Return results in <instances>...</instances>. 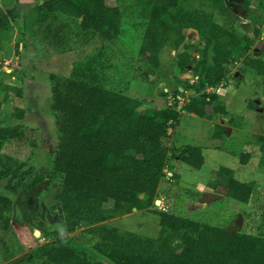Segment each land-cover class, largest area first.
I'll use <instances>...</instances> for the list:
<instances>
[{
  "label": "rangeland",
  "instance_id": "rangeland-1",
  "mask_svg": "<svg viewBox=\"0 0 264 264\" xmlns=\"http://www.w3.org/2000/svg\"><path fill=\"white\" fill-rule=\"evenodd\" d=\"M46 1L0 0V86L13 85L23 92L19 97L8 91L9 98H5L6 91L0 90V118L6 124H21L23 128L21 137L10 142L4 153L10 154L18 163L26 164L23 170L32 168L30 175L12 182L15 191L6 188L8 179L0 182L1 193L13 201L10 230H3L4 222L0 220V239L5 241V245L0 241V264H39L34 256L38 247L68 237L86 247L91 259L107 260L100 251L108 249L109 245L100 237L89 234L92 225H83L72 232L66 228L56 198L59 182L44 184L47 181L44 175L53 166L59 143V132L51 110L53 83L49 75L70 76L78 65L90 67L99 75L98 81L103 86L145 99V105L150 107L172 105L180 113L170 136L163 139L168 166L171 165L179 175L178 180L171 177L172 171L168 172L159 185L157 199L162 202L151 208L116 213L112 211V204H107L105 223L108 226L122 232L155 237L160 230L156 209L170 210L228 232L259 234L264 229V113L248 107L250 104L254 107L253 97L261 98L264 93V85L255 69L261 61L259 56L257 65L245 67L241 62L242 53L237 62L229 63L232 69L226 73L223 84L213 86L219 92L207 88V93L216 95V109L223 113L225 122L229 120V130L223 131L211 105L204 117L183 108L191 98L190 88L183 90L176 101L178 79L183 81L182 84H190L192 80H195L194 84L198 83L194 68L179 69L177 50L171 46L163 48L159 55L160 65L154 74L147 58L141 60L139 48L146 20L137 13L139 0H109L113 5H119L124 15L121 36L110 42L102 41L94 32H83L80 19L58 11L49 12L45 20L36 21V9ZM213 2L180 0V5L212 11L218 23L240 35L251 34L258 27L264 37V0H222L223 13L213 8ZM41 11L46 12L45 8ZM30 13L34 23L27 27L25 18ZM191 42L192 39L188 38L182 43L183 48L190 49ZM252 49L250 46L244 53H253ZM258 52L264 58V45ZM241 69L246 72V80H239L234 75V71ZM164 90L168 91L166 95L161 94ZM19 109L25 112L23 119L17 117ZM188 146L203 150L205 161L200 169L175 158ZM248 152L251 157L243 163L242 155ZM221 167L233 169L236 179L252 186L248 202L237 201L222 193L226 188L219 183L217 175ZM36 178L39 181L31 185ZM209 191L224 196L208 197L205 201V193ZM41 222L44 223L43 232L39 230Z\"/></svg>",
  "mask_w": 264,
  "mask_h": 264
},
{
  "label": "trees",
  "instance_id": "trees-1",
  "mask_svg": "<svg viewBox=\"0 0 264 264\" xmlns=\"http://www.w3.org/2000/svg\"><path fill=\"white\" fill-rule=\"evenodd\" d=\"M180 4V0H139L136 3L137 13L146 20L139 53L141 60L147 58L153 66L152 74L160 65L159 55L165 46L177 50L181 71L195 64L198 83L186 85L196 94L191 93L183 108L204 117L207 107L216 101V95L207 93V88L218 86L226 76L227 65L238 60L256 39L218 23L212 11L189 9ZM212 6L225 12L222 0H214ZM42 8L46 12H42ZM55 11L80 19L82 31L94 32L102 41L110 42L121 36L123 10L109 0H47L36 9L35 19L45 20L49 12ZM31 16L32 13L25 18L27 27L34 23ZM189 27L196 28L200 34V41L192 44L199 58L193 55L194 47L182 46L186 41L184 29ZM259 30L256 29L255 34ZM258 73L264 76V63L258 66ZM98 78L99 75L85 65H78L67 77L49 75L53 83L51 110L59 143L53 166L44 175V179L47 178L44 184L59 182L56 198L66 228L72 232L83 225H92L89 234L109 245L108 249L100 251L107 260L91 259L86 247L68 237L38 247L34 256L39 264H264V229L259 234L228 232L170 210L156 209L160 230L155 237L122 232L105 223L107 204L111 203L116 213L134 207L151 208L156 205L160 182L168 172L172 171L171 177L178 180L179 175L168 166L163 139L170 136L169 129L174 128L180 113L172 105L147 106L145 99L103 86ZM177 81L176 101L182 94L183 82ZM0 90L6 91L5 98H9L8 91L19 97L23 93L13 85L0 86ZM167 92L164 90L161 94ZM24 114V110L19 109L18 119H23ZM22 130L21 124H6L0 118V182L8 179L6 188L12 191L16 190L11 186L13 181L32 173V168L24 171L26 164L4 153L10 142L21 137ZM250 157L249 152L244 153L242 162L247 163ZM175 158L197 169L205 161L203 150L191 146ZM217 175L219 183L226 188L222 193L240 202L249 201L252 186L236 179L233 169L221 167ZM38 181L36 178L31 185ZM213 187L217 189V185ZM12 208V199L0 191V220L4 222L5 231L11 228ZM43 228L41 222L39 230L43 232ZM0 241L5 245L4 240Z\"/></svg>",
  "mask_w": 264,
  "mask_h": 264
},
{
  "label": "flooded vegetation",
  "instance_id": "flooded-vegetation-1",
  "mask_svg": "<svg viewBox=\"0 0 264 264\" xmlns=\"http://www.w3.org/2000/svg\"><path fill=\"white\" fill-rule=\"evenodd\" d=\"M190 28V27H189ZM185 29H187V28H185ZM258 30V29H260V28H258V27H256L255 29H254V31H252V33L251 34H249V33H245V34H247L249 37H255V42H254V44L253 45H251V46H253V49H252V52L253 53H251V52H248V53H244L245 52V50H244V52H243V54H244V56H243V58L241 57V55H240V58H242V60H241V62L245 65V67H249L250 65H254V64H256L257 65V59H258V57H257V55L259 56V58H260V63L257 65V75L259 76V78L261 79V81H262V85H264V76L263 75H261L260 73H258V66L260 67V65L262 64V63H264V58H263V56H261L260 55V53L258 52L259 51V49L260 48H262L263 47V45H264V37L261 35V30H259L258 32V34H255V30ZM185 33V35H186V40H188V38L189 39H192V44H194V43H198L199 41H200V34H199V37H196L194 34H189L188 32H184ZM262 46V47H261ZM192 48L194 47V46H191ZM193 49H195V47L193 48ZM196 50V49H195ZM18 51V47H16V52ZM198 56V58L200 57V54L197 52V54H195V56ZM262 58V59H261ZM234 62H237V60H235ZM195 64H193V65H188V67H187V69H190V68H195ZM231 67H230V64H228L227 65V69H226V73H230L231 72ZM195 70V69H194ZM234 75H235V77L236 78H238L239 80H246V72H245V70L244 69H241L240 71H234ZM226 75H228V74H226ZM195 77H196V80H198V78H199V76L198 75H195ZM226 77V76H225ZM225 77H224V79H225ZM223 79V80H224ZM194 81L195 80H192L191 81V83L190 84H194ZM222 84H223V81L221 82ZM184 87H180V91H182V92H184V91H187V85L185 84V83H183L182 84ZM235 87V86H234ZM212 90H218V92H219V89H217V88H214L213 86L212 87H210ZM184 90V91H183ZM208 90V89H207ZM206 90V91H207ZM165 91H167V90H165ZM191 93L192 94H196V92H195V90H191ZM181 96H179V98H180ZM246 98H244V100H245ZM248 100H250V99H248ZM252 102H254V104H253V106L254 107H252V105L250 104L248 107H249V110H253V109H255L257 112H259V113H264V93H263V95H262V97L261 98H257V97H253L252 98ZM211 108H212V112H213V114H217V116H216V118L218 119V121L220 122V124L219 125H221L222 126V128H223V131H224V129H226V131H227V129L229 128V120H227V122H225L226 120L223 118V113L222 112H220L218 109H216V102L214 101L213 102V104L211 105ZM259 120H261L262 118H258ZM226 123H228V124H226ZM229 130V129H228ZM232 133V132H231ZM183 150H187L186 148L185 149H183ZM182 150V151H183ZM183 152H186V151H183Z\"/></svg>",
  "mask_w": 264,
  "mask_h": 264
},
{
  "label": "water",
  "instance_id": "water-1",
  "mask_svg": "<svg viewBox=\"0 0 264 264\" xmlns=\"http://www.w3.org/2000/svg\"><path fill=\"white\" fill-rule=\"evenodd\" d=\"M23 2H29L30 0H21ZM184 32H188L189 34H194L196 37H199V31L196 28L190 27L187 29H184ZM2 52H0V56H1ZM171 128L169 129V133H170ZM224 195L216 193V192H206L205 193V201H207L208 197H222ZM141 197H144V194H141ZM161 202L160 199L156 200V204H159ZM134 209H137L134 207ZM36 232H40L39 230H37Z\"/></svg>",
  "mask_w": 264,
  "mask_h": 264
},
{
  "label": "crops",
  "instance_id": "crops-1",
  "mask_svg": "<svg viewBox=\"0 0 264 264\" xmlns=\"http://www.w3.org/2000/svg\"><path fill=\"white\" fill-rule=\"evenodd\" d=\"M161 202H162V200H161Z\"/></svg>",
  "mask_w": 264,
  "mask_h": 264
},
{
  "label": "bare ground",
  "instance_id": "bare-ground-1",
  "mask_svg": "<svg viewBox=\"0 0 264 264\" xmlns=\"http://www.w3.org/2000/svg\"><path fill=\"white\" fill-rule=\"evenodd\" d=\"M161 203V202H160Z\"/></svg>",
  "mask_w": 264,
  "mask_h": 264
}]
</instances>
